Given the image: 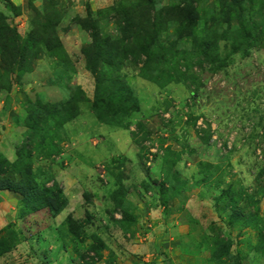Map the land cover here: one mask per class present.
Instances as JSON below:
<instances>
[{"label":"rangeland","instance_id":"1","mask_svg":"<svg viewBox=\"0 0 264 264\" xmlns=\"http://www.w3.org/2000/svg\"><path fill=\"white\" fill-rule=\"evenodd\" d=\"M8 1L5 24L40 48L0 90V181L57 185L67 205L53 218L0 191V264H174L179 248L184 264H264V0ZM119 81L139 112L98 119L96 87ZM67 102L62 125L50 108Z\"/></svg>","mask_w":264,"mask_h":264},{"label":"trees","instance_id":"2","mask_svg":"<svg viewBox=\"0 0 264 264\" xmlns=\"http://www.w3.org/2000/svg\"><path fill=\"white\" fill-rule=\"evenodd\" d=\"M7 5L11 6V3L8 0H3ZM245 0H228V6L239 8ZM139 2L148 7H153L156 2L155 0H139ZM151 35V34H150ZM154 35V34H152ZM151 35V36H152ZM32 37V36H31ZM154 37V36H153ZM245 40L250 39L247 35H244ZM152 39V38H151ZM156 39V37H154ZM28 39L26 42H23L18 35L15 29L10 28L5 24V17L0 15V90H4L9 92L11 89V76L15 73V70L22 66L25 63V55L27 56L28 51L33 52L34 47L37 45V49L39 50V44H28ZM152 42V40H151ZM55 46L59 53H63L62 46L59 42H56ZM43 46H46L43 44ZM32 47V48H31ZM138 50H140L142 56L146 59V61H153L158 54L154 52L152 49V44H138ZM240 46L235 47V50H239ZM46 50L50 53L53 52L52 49ZM157 53H161V49ZM55 55V54H53ZM83 55L87 61L88 71L95 75L97 67L103 62L104 52H102L101 48L97 45H92L91 48L83 51ZM106 55V53H105ZM32 56V55H31ZM55 57V56H54ZM36 57H32L31 59H35ZM105 91L103 87L97 86L95 91V97L92 102V110L94 113L99 110L102 111V115H97L98 119H101V116L105 115H122L124 117H128L133 113L139 112V103L135 96L133 95L131 89L126 86L121 81L118 82L117 90L111 94L109 97L104 95ZM51 118L60 117L63 118L62 125L67 124L75 120L79 113L76 108H71L70 103H64L60 106H53L50 108ZM52 144V142H51ZM50 144V145H51ZM12 165L9 161H4L0 164V175H4V170L11 169ZM229 187V191H224V194L227 196V202L230 207H235L237 205L238 199L231 192V187ZM0 191H8L10 193L19 194L22 199L21 201L25 202L27 207H30L32 211H36L38 206L43 207L47 210L51 217H57L67 205V199L64 197L61 189L54 185V188H46L44 186H39L36 183H31L30 185H16L7 180L0 181ZM244 195V194H243ZM163 206H165V202H162ZM132 217L128 215V212L122 213V220L125 223H130L132 221ZM68 232L74 235L76 238L79 237V226L73 223V221L68 217L66 219ZM8 228V227H6ZM260 231L263 232L264 236V225ZM12 235L16 237V234L13 232ZM103 246V245H102ZM101 258L100 255L97 254V259Z\"/></svg>","mask_w":264,"mask_h":264},{"label":"crops","instance_id":"3","mask_svg":"<svg viewBox=\"0 0 264 264\" xmlns=\"http://www.w3.org/2000/svg\"><path fill=\"white\" fill-rule=\"evenodd\" d=\"M13 4H15L16 6H23L24 5V3L27 1V0H10ZM171 242H173V245H175L177 242H174V240L173 239H171ZM173 245H172V247H173ZM174 249H177V248H174ZM171 250V249H170ZM180 248L178 249V251H179V254L177 255L176 254V257L178 258V259H175V260H173L172 262L174 263V264H184V263H186V262H183L184 261V259L185 258H188L189 256L188 255H182V253L180 252ZM174 252H175V250H174ZM183 253H184V251H183ZM192 259V258H191ZM181 261V262H180ZM186 261V260H185ZM191 264H201V262L200 261H197V258H193L192 260H191Z\"/></svg>","mask_w":264,"mask_h":264}]
</instances>
